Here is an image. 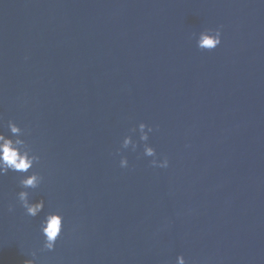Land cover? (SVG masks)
<instances>
[{
    "label": "water",
    "instance_id": "1",
    "mask_svg": "<svg viewBox=\"0 0 264 264\" xmlns=\"http://www.w3.org/2000/svg\"><path fill=\"white\" fill-rule=\"evenodd\" d=\"M9 120L45 203L28 216L21 174L0 175V264H264V0H0V132Z\"/></svg>",
    "mask_w": 264,
    "mask_h": 264
},
{
    "label": "clouds",
    "instance_id": "2",
    "mask_svg": "<svg viewBox=\"0 0 264 264\" xmlns=\"http://www.w3.org/2000/svg\"><path fill=\"white\" fill-rule=\"evenodd\" d=\"M221 27L215 29L207 28L199 32L196 41L197 47L202 50H213L221 43ZM10 134L0 132V175L7 174L9 171L20 173L19 185L21 190L17 193V199L25 210L26 214L31 217L38 216L44 208V200H31L29 189H37L42 181L43 176L37 171H30L34 164L39 162L40 156L36 154L28 141L24 139V130L13 120L7 122ZM140 140L147 142L149 133L153 131L151 125L140 122ZM147 129V131H145ZM132 145L133 150L137 144L130 136H125L122 141V148L127 149ZM144 155L152 157L150 164L153 167L166 168L169 164L168 158H157L156 149L149 143H144ZM120 167L128 166L126 156H121ZM14 205H9V211H13ZM63 215L59 211L47 212L40 223V230L43 235V249H54L58 238L63 229ZM35 252L32 256L35 257ZM24 264H35L33 259H27ZM176 264H186L185 257L181 254L176 258Z\"/></svg>",
    "mask_w": 264,
    "mask_h": 264
}]
</instances>
